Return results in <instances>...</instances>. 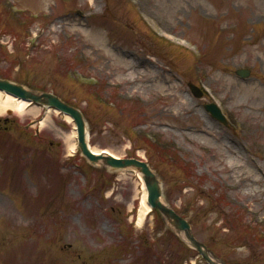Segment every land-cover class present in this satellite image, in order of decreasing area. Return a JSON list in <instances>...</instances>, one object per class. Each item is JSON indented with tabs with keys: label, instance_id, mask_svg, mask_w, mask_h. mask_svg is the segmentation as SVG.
I'll return each mask as SVG.
<instances>
[{
	"label": "rangeland",
	"instance_id": "1",
	"mask_svg": "<svg viewBox=\"0 0 264 264\" xmlns=\"http://www.w3.org/2000/svg\"><path fill=\"white\" fill-rule=\"evenodd\" d=\"M155 1L0 0V77L78 109L92 147L148 162L165 203L218 258L264 264V193L221 169L230 146L264 178V0H187L180 13L176 0ZM162 23L190 43L166 41ZM121 54L147 61L156 79L123 81ZM213 100L227 126L206 111ZM41 117L0 113V264H206L156 213L134 225L135 171L92 166L77 144L68 156L73 124L52 115L42 127Z\"/></svg>",
	"mask_w": 264,
	"mask_h": 264
},
{
	"label": "bare ground",
	"instance_id": "2",
	"mask_svg": "<svg viewBox=\"0 0 264 264\" xmlns=\"http://www.w3.org/2000/svg\"><path fill=\"white\" fill-rule=\"evenodd\" d=\"M156 5L159 7H162V5L166 6L168 5L167 0H156ZM151 4L153 5L152 1ZM149 5V10L150 12H153L152 10V5ZM187 4V0H176V8L175 11L177 13H180L182 11V8ZM169 25L162 23V31L165 33H170L173 34L176 37H180V35L176 34L175 32H172V28H169V30L167 29ZM175 33V34H174ZM125 55L121 54V58L120 61L121 63L124 65V67H122V69L124 70V72L126 71V75L123 78V81L126 82H130L132 84H135L136 81H139V85H141L142 87H145L149 84H151L152 80L156 79V74L157 71L156 70H147L144 66H150V64L147 61H132V60H127V58L125 59ZM112 67V66H111ZM143 69V73L140 72L139 69ZM115 71L117 70V67L114 66ZM129 77V78H128ZM163 83H165V81H163ZM235 84V83H234ZM232 85V83L230 84ZM133 89L136 90H140V86H132ZM168 87H166L167 89ZM169 90V88H168ZM244 91L246 92V94L249 97H253V98H259L261 93L254 87L252 86H244ZM264 114V104L261 106L260 108ZM255 108H251L249 109V113L253 114L255 112ZM5 111H12L13 113H15L19 118L23 119L26 116H31L33 117V119L39 118L40 115H42L39 124L43 127V126H48L49 123H51L52 121V115H58L60 117H62V119L64 121H66L67 123L73 124L72 119L70 116L65 115L63 113H60L58 110H54L51 108H41L40 106H37L29 101L26 100H22L19 99L13 95H10L8 93L2 92L0 91V113H3ZM44 111V112H43ZM43 112V114H42ZM264 117V115H263ZM73 131L71 136H62V140L66 146V151H67V155L68 156H73L74 154V149L76 146V131H75V125L73 124ZM197 131L199 133H202L204 135H210L212 136L214 139L217 140L218 136L217 135H213V128H209L207 129L206 127L201 129H197ZM211 132V133H210ZM259 132L261 133L262 137L264 138V124L260 125V129ZM201 134V135H202ZM201 135H196L194 138L196 140H201L203 138L200 139ZM205 140V139H204ZM219 141V140H217ZM221 142V141H219ZM225 149L227 151V155L229 157V163L230 166L226 167V168H221L223 171L226 170L228 174H230V172H232L234 174V176L237 178V184H239L240 187H242L243 189L247 190V194H250L251 196L254 197H258L259 195H262L264 193V178L261 177L259 174H257L256 170H252V168H249V166L246 165V162L243 160H240V157H242V155H240V152L237 150L236 153L232 151V147L230 146H225ZM91 150L93 153L100 155L101 157H108V156H113L115 158H121L122 157V152H124V150H126L125 148L122 149V151H113V150H101L98 149L96 147H91ZM232 154H234V156H232ZM140 156L142 154H139ZM240 155V157L238 156ZM98 164H104L103 160H100ZM252 166H253V162H251ZM234 165V166H233ZM230 176V175H228ZM137 178L140 180V185H141V198L135 213V217L133 218L134 220V225L137 228H141L145 221L147 220V218L150 216L151 214V209L147 203V191L145 189L144 183L142 181L141 175L137 172ZM263 179V180H262ZM74 188V184L71 185V187L69 188V190H71V193L73 191ZM110 196V193H108L107 197ZM163 202L165 203L164 199H162ZM6 206H8V202L5 199L1 200V207L2 208H6ZM167 224L169 225V227H172L170 225V223L167 221Z\"/></svg>",
	"mask_w": 264,
	"mask_h": 264
},
{
	"label": "water",
	"instance_id": "3",
	"mask_svg": "<svg viewBox=\"0 0 264 264\" xmlns=\"http://www.w3.org/2000/svg\"><path fill=\"white\" fill-rule=\"evenodd\" d=\"M240 76H246L247 72L242 70L237 72ZM193 93L196 97H200V94L195 92ZM0 91L13 95L19 99L26 100L38 105H42L45 108L56 109L72 118L75 122L77 128V137H78V147L84 157L92 164L96 165L100 160L104 161V165L111 170H123V169H134L141 174L142 179L147 190V203L148 205L159 211L160 214L165 218L166 221L170 223L172 228L181 233L184 237V240L187 244L195 249L208 264H225L222 260L218 259L214 254H212L205 245L198 242L193 236L190 225L186 220L177 215L171 208L163 203L162 197L163 192L161 188V183L156 177L155 173L151 170L150 166L142 161L133 158L127 159H115L111 156L101 157L96 156L89 147L87 141V130L86 124L82 117V114L79 110L68 106L62 102L59 98L54 96L51 93H34L22 85L13 83L9 80L0 78ZM206 109L211 113L214 118L222 120L221 115L216 111L212 106H206Z\"/></svg>",
	"mask_w": 264,
	"mask_h": 264
},
{
	"label": "trees",
	"instance_id": "4",
	"mask_svg": "<svg viewBox=\"0 0 264 264\" xmlns=\"http://www.w3.org/2000/svg\"><path fill=\"white\" fill-rule=\"evenodd\" d=\"M148 145H151V143H148Z\"/></svg>",
	"mask_w": 264,
	"mask_h": 264
}]
</instances>
